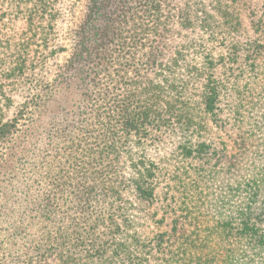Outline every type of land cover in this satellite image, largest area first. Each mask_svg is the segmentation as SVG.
<instances>
[{
    "label": "trees",
    "instance_id": "obj_1",
    "mask_svg": "<svg viewBox=\"0 0 264 264\" xmlns=\"http://www.w3.org/2000/svg\"><path fill=\"white\" fill-rule=\"evenodd\" d=\"M241 1L177 11L173 0H0V264L18 252L20 264H241L264 250V172L229 187L210 216L190 194L197 180L165 152L179 135L181 162L207 157L213 126L225 125L215 110L224 90L239 153L261 139L264 117L225 60L240 56L232 33L264 28ZM195 29L207 42L231 40L214 57L206 42H183ZM159 201L184 223L222 220L225 245L203 255L188 238L147 240L146 225L165 218Z\"/></svg>",
    "mask_w": 264,
    "mask_h": 264
},
{
    "label": "rangeland",
    "instance_id": "obj_2",
    "mask_svg": "<svg viewBox=\"0 0 264 264\" xmlns=\"http://www.w3.org/2000/svg\"><path fill=\"white\" fill-rule=\"evenodd\" d=\"M195 1L196 0H173V5L174 7H178L177 11H179L183 7V2L193 3ZM241 2L242 4L239 7L241 14L244 15L246 7L252 5L256 14L264 15V0H242ZM246 29L247 31L243 35L242 30L232 33V39L235 41L238 40V44L234 49L231 48L230 51H236L240 56H238L236 60L235 58L225 59L230 69L227 72L228 74L233 73L232 75L234 79L236 78L235 80L239 79L237 85L241 87V92L245 95H252V97H254V101L256 102L254 105V112H256L259 117H264V28H262V30H255L246 27ZM184 34H186V36L183 38V42L187 40V44L190 39L193 41L196 40V43L201 41L206 42L208 49L214 57L221 55V52L224 51L223 48H225L224 45L231 40V38L228 40L218 38L216 41L207 42L204 35H201L197 29L191 33L186 32ZM248 41L249 43L244 45L245 49L241 50V43ZM177 42H179V39L176 36L173 43ZM255 42L258 43L259 48L256 46ZM226 53L227 52L224 54ZM64 54L65 53L59 56V61H62V56ZM249 63H251V65ZM219 70L220 69L216 71V74H220L221 71ZM248 79L254 80L255 82L245 85ZM231 81H233V79H231ZM224 91H221L218 97L219 101L215 105V110L221 112L219 113V117L225 125L224 127L213 126V132L210 133L209 140H207V142L211 144L210 152L207 157H204L202 160L192 159L187 160L186 163L181 162L180 158L173 153V143L179 141V135H176V138L172 139L173 141L168 142L165 146V152L172 154L171 161L174 163L173 166L175 169L179 170L180 173L183 172L185 176H191L189 182L191 181L193 183L192 179L197 180L195 184L193 183L194 187H192L196 192H191L190 194L194 195L195 193H199L201 198L196 195L195 199H199L198 203H203L201 204V211L210 216L218 214L217 212L220 210L218 207L221 205V202H218L219 205L216 201L217 199H222L221 196L229 190V187H236L238 182L242 183V181H245L249 172H264V127L259 134L261 137L260 140L256 142L252 140L253 138L251 140L247 139L253 141V143L252 145H247L248 150L241 155L235 146L239 130L235 126H231L228 120L229 106L226 105L227 102L232 101L230 99L234 97V94H231V91H229L228 93L230 94L227 95L228 98L224 99L226 96ZM219 123L220 122L213 123L212 125ZM222 142H225V144L223 145ZM221 148H223V151H221ZM214 151L220 152L218 155L214 156L211 154ZM198 167L203 168V171ZM240 200L241 199L236 195L234 197L231 196V203L239 204ZM158 204L161 205V208L158 209V216L156 219L160 218L163 213L165 218L161 224H157L154 221L146 225L143 231L149 235L147 240L150 239L152 243L158 241L163 242L165 245L164 247H175V243L179 241L186 243L183 240L188 238L192 241L189 245L193 244V247L187 245L189 246V250L196 251L197 253L201 251L203 255L206 254V252H204L205 250H201L202 247L207 246L209 248L213 243L220 244L221 246L225 245L226 236L225 228L222 227V220L215 218L199 222L187 221L184 223L182 219H179L180 217L176 218V216L172 214L171 207L165 206V209L168 210V212L165 213L160 201ZM257 206L259 208L261 207L264 212V190L260 191V195L257 197ZM15 217L14 214H11L12 219L3 216L1 220L4 227H7L9 223L13 222ZM261 226L263 230L264 224ZM35 231V228H31L27 235ZM27 235L25 238H27ZM245 245H247V243H245ZM19 249L21 250V247ZM166 249L168 250V248ZM221 252L222 251H220V253ZM1 257L5 264H20L23 260V256L19 252L14 254V256L8 253H2ZM242 257L243 261L240 262L241 264L245 261H248L250 264H264V250L258 252L257 255L249 254L248 258L244 255H239L240 260H242Z\"/></svg>",
    "mask_w": 264,
    "mask_h": 264
}]
</instances>
